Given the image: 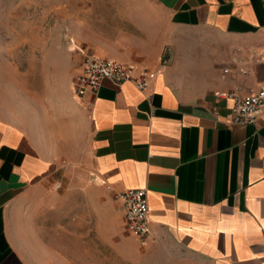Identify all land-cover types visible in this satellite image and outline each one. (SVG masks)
Masks as SVG:
<instances>
[{
    "label": "crops",
    "instance_id": "crops-1",
    "mask_svg": "<svg viewBox=\"0 0 264 264\" xmlns=\"http://www.w3.org/2000/svg\"><path fill=\"white\" fill-rule=\"evenodd\" d=\"M94 55L155 73L51 98L0 76V264H264V0H146ZM82 67V66H81ZM144 188L151 232L116 193Z\"/></svg>",
    "mask_w": 264,
    "mask_h": 264
},
{
    "label": "rangeland",
    "instance_id": "rangeland-1",
    "mask_svg": "<svg viewBox=\"0 0 264 264\" xmlns=\"http://www.w3.org/2000/svg\"><path fill=\"white\" fill-rule=\"evenodd\" d=\"M145 1L0 0V73L6 69L32 92L51 98L87 55L129 26Z\"/></svg>",
    "mask_w": 264,
    "mask_h": 264
},
{
    "label": "built area",
    "instance_id": "built-area-1",
    "mask_svg": "<svg viewBox=\"0 0 264 264\" xmlns=\"http://www.w3.org/2000/svg\"><path fill=\"white\" fill-rule=\"evenodd\" d=\"M155 73L148 70L138 72L133 65L125 64L109 57L87 55L81 70L73 79V88L77 96L87 92H96L105 80L116 83L133 81L140 89H145ZM264 111V80L256 93L235 98L231 107V123L246 125L254 123ZM124 207L125 222L128 231L141 240L150 232V207L147 191L144 188H129L116 193Z\"/></svg>",
    "mask_w": 264,
    "mask_h": 264
}]
</instances>
